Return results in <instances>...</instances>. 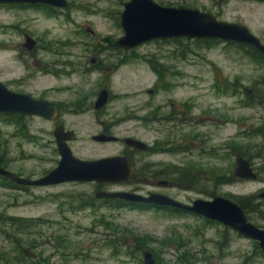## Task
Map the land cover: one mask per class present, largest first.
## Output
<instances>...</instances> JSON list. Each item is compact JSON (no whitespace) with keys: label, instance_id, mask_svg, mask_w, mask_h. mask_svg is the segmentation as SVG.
Returning <instances> with one entry per match:
<instances>
[{"label":"rangeland","instance_id":"1","mask_svg":"<svg viewBox=\"0 0 264 264\" xmlns=\"http://www.w3.org/2000/svg\"><path fill=\"white\" fill-rule=\"evenodd\" d=\"M66 1L68 8L57 15L0 6V83L7 89L32 97L46 91L48 99H73V90L64 88L76 89L79 74L72 75L70 83L40 76L39 70L48 68L49 52L66 50L78 55L83 51L81 42L95 44L100 38L113 40L122 35L118 13L129 0ZM151 1L161 7L196 9L218 21L241 24L264 45L263 5L241 0ZM23 33L36 43L31 53L19 49ZM178 40L151 41L136 52L153 57L151 63L168 57L163 60L167 67L177 61L171 57L182 58V63L175 65L184 74L179 87H168V94L148 98L141 92L151 86V77L146 64L137 62L120 71L114 93H134L137 100L158 103L185 100L199 108L193 113L211 110L215 123H200L196 129L206 137L185 138L183 154L151 159L160 163L172 188L144 186L140 194L158 192L186 205L213 197L237 204L240 198L251 197L252 205L258 206L251 213L242 211L248 223L264 230V200L257 198L264 190V57L260 62L255 60L244 46ZM66 42L69 44L64 49ZM49 87L60 91L49 92ZM8 116L0 114V167L25 179L44 176L58 161L52 125L36 118ZM66 124L76 132L68 143L74 157L96 160L116 154L115 145L91 142L87 135L94 133L93 124ZM135 136L145 144L155 138L144 129ZM231 153L243 154L256 180L226 181L230 170L225 159H230ZM180 175L188 181H178ZM8 184L0 177V264H141L144 251L151 254L154 264H264V254L255 242L198 216L114 208L98 201L89 204L97 190L126 192L131 190L130 184L100 189L93 183L49 187ZM10 218L15 221L9 223Z\"/></svg>","mask_w":264,"mask_h":264},{"label":"flooded vegetation","instance_id":"2","mask_svg":"<svg viewBox=\"0 0 264 264\" xmlns=\"http://www.w3.org/2000/svg\"><path fill=\"white\" fill-rule=\"evenodd\" d=\"M241 1L247 3H256L264 6V2L260 1ZM0 6L15 9H31L40 12H48L52 15H57L60 14V11L67 9L69 5L67 2V6L65 8H56L41 3L1 4ZM120 13L121 11L118 13L119 27ZM86 32L90 35L93 34L88 30H86ZM248 32L250 33L249 30ZM250 34L254 36L252 33ZM22 36L23 43L19 44V49L25 51L26 53H31L32 50L36 47V43L33 39H31L24 33ZM120 37L113 40H110L107 37H103L100 38V40L95 44H83L81 42L83 51L78 55H73L72 52L66 50H54L49 52L51 58L48 63V68L45 71L39 70L40 76L47 77L52 81H64L70 83L71 76L75 73L79 74L80 82L78 83V85H76V89H72L73 87L69 86H66L64 88L66 91L73 90V95L75 97L73 99H48L46 91L40 92L36 97H32L30 94L22 91L8 90L14 93L27 95L34 100L48 102L54 107L55 116L51 121H46L40 117L35 116L19 115V117L22 118H36L44 122H49L53 128V130L51 131L53 140V132L58 127H62L64 131L72 132L73 136L71 141L74 140L76 132L72 130L71 127L67 126V122H70L72 124L90 123L94 125L95 131L93 134L87 136H89L88 138L93 144H96L98 146L115 145L117 147L116 154L109 157L121 156L125 157L128 160L130 168L129 178L125 182H122L120 184H96L98 189L102 188L103 186L111 188L112 186L130 184L131 190L126 192L138 195H141L139 189L143 188L144 186L153 190H155L156 188L171 189L172 183L168 180L163 171L160 170V163L154 162L151 159L167 155L172 156L176 153L183 154L184 139H198V136H204L205 138V133H200L196 128L198 127V125H200V123L211 124L215 120V118L212 114H210L212 112L211 110H208L207 112L198 110V114L193 113L196 108H199L195 104H190L185 100L178 101L176 103L171 100H162L158 103V101H155L153 99L144 101L137 100L135 99L134 93L127 94L119 92L118 90L116 93H114L116 90V81L119 78L120 71L123 69V67L137 62H143L146 64V70L151 77V86L141 92L148 95V98L157 96L160 93L168 94V92L166 91L168 87H170L171 89L179 87L180 79H182V75H184L183 72L179 71V67L175 66L182 63V58L180 57H171V60L177 61L170 67H167L164 65V61L168 60V57L161 56L158 58V61L156 60L155 63H151V59L153 57H148L144 54H139L136 52L137 49L151 41L168 42L169 40H171L170 42H178V39L183 38L150 40L128 51H123L120 48L114 47V42ZM254 37L257 38L261 43L258 37ZM25 38H29L34 43L30 51L22 48V45L25 42ZM93 38L96 39L95 36H93ZM195 40L200 41L201 43L214 45L219 43L233 44L236 45V47H239L240 45L232 42L220 41L217 39ZM68 44V42L65 43V46H63L64 49H66ZM242 46L248 47L245 45ZM73 57L76 60H73ZM44 66L46 65H43V67ZM83 87H87V90L84 91ZM69 88H71V90H68ZM48 90L49 92L60 91L56 87H49ZM100 94H103V100L98 99ZM141 129L154 134L155 138L149 144H145L137 136H135V133ZM130 133L133 134L131 135ZM190 133H194V135L191 136ZM96 136H102L114 140L108 142H96L93 140V138ZM128 138L143 142L146 145V149L139 150L125 145L123 140ZM71 141H69L68 143H70ZM54 151L56 152L55 143ZM237 154L238 153L232 155L231 153L230 159H225L228 161V169L230 170V174L228 175V178L226 180L228 181V183L232 182V179L234 181H241L233 177L234 156ZM231 157H233V162L231 161ZM102 158L107 157L103 156ZM144 160L150 161L144 162ZM14 187L16 186L14 185ZM149 194L161 193L146 192L141 196L146 197ZM111 201H118L120 203V206L130 209H149L156 211L159 210L161 212L169 214L183 213L181 211L173 209H160L152 207L151 205L146 203H126L121 200Z\"/></svg>","mask_w":264,"mask_h":264},{"label":"water","instance_id":"3","mask_svg":"<svg viewBox=\"0 0 264 264\" xmlns=\"http://www.w3.org/2000/svg\"><path fill=\"white\" fill-rule=\"evenodd\" d=\"M264 2V0H253ZM47 4L56 8H65L66 0H0L1 4ZM122 36L114 42V47L128 51L140 44L155 39H217L224 42L245 45L264 57V45L239 24L217 21L208 13L193 9L161 7L151 0H129L123 3L120 13ZM33 42L25 38L22 48L30 51ZM103 100V94L98 97ZM0 114L40 117L51 121L55 116L54 107L44 101L9 91L0 83ZM72 132L58 127L53 132L58 155L56 166L37 179H25L0 167V177L15 186L48 187L64 183L120 184L129 178L130 168L125 157H107L96 160H81L74 157L67 146ZM96 142H108L114 139L96 136ZM124 144L135 149L145 150L146 145L134 139H124ZM233 177L241 181H254L256 174L248 161L240 155L234 156ZM166 184V183H164ZM96 200H121L126 203H146L160 209H173L215 222L236 234L255 242L264 254V230L258 229L246 221L242 209L233 201L222 197L210 200H194L182 204L161 194H149L144 197L124 191L97 190L93 193ZM264 200V190L257 195ZM141 264H154L149 252L141 253Z\"/></svg>","mask_w":264,"mask_h":264},{"label":"trees","instance_id":"4","mask_svg":"<svg viewBox=\"0 0 264 264\" xmlns=\"http://www.w3.org/2000/svg\"><path fill=\"white\" fill-rule=\"evenodd\" d=\"M239 47H242V45H239ZM248 48V50L251 52V53H253L254 55H255V60H258L259 62L260 61H262V59H263V57L260 55V54H258L255 50H253L252 48H250V47H247ZM8 117H10L11 118V116H8ZM262 132V131H261ZM263 136V135H262ZM238 154H240L242 157H243V154L242 153H238ZM1 164H3L2 162H1V160H0V165ZM2 167V166H1ZM2 180H5V179H3L2 178ZM6 181V180H5ZM178 181H184V182H186V181H188V180H186L185 179V176L183 175V176H179L178 177ZM232 181H234L233 179H232ZM6 182H8V181H6ZM9 184V186H11V187H14V185L13 184H11V182H8ZM100 202V203H103V204H110V205H112L114 208H119V207H121L119 204V202L118 201H111V200H95V199H91V202H89V204L90 205H92V203H95V202ZM251 201H252V198L251 197H244V198H240L239 200H237L236 202H237V204L239 205V207L247 214V213H251V212H253L255 209H256V207L258 206V205H256V206H254V205H252V203H251ZM97 202V203H98ZM177 214H179V213H177ZM7 221L9 222V223H12L13 221H15L14 219H12V218H10V219H7ZM20 224L22 223V220H17ZM206 222H208V223H210L211 221H207V220H205ZM18 223V224H19ZM212 223V222H211ZM136 243V242H135ZM255 244V243H254ZM138 246H141L140 248H143V247H145V245H138ZM23 258H26V255H24V254H22L21 255ZM36 264H49L48 262H46V261H44L43 263H40L39 261H36L35 262ZM8 264H13L12 262H8ZM15 264H18V261H16V263Z\"/></svg>","mask_w":264,"mask_h":264}]
</instances>
